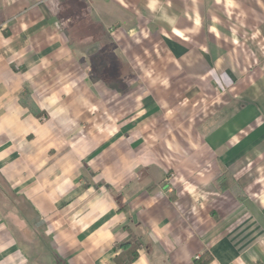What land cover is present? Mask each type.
I'll return each mask as SVG.
<instances>
[{"label": "crops", "instance_id": "0c3cea01", "mask_svg": "<svg viewBox=\"0 0 264 264\" xmlns=\"http://www.w3.org/2000/svg\"><path fill=\"white\" fill-rule=\"evenodd\" d=\"M121 49L185 77L93 85ZM130 234L132 264H264V0H0V264H116Z\"/></svg>", "mask_w": 264, "mask_h": 264}, {"label": "rangeland", "instance_id": "374dc122", "mask_svg": "<svg viewBox=\"0 0 264 264\" xmlns=\"http://www.w3.org/2000/svg\"><path fill=\"white\" fill-rule=\"evenodd\" d=\"M108 44H110V42L106 40V38H104L103 51L107 50V47H109L107 46ZM126 50L128 52L130 51L128 49L120 50L119 52L120 57L117 59V61L112 62V60L110 59H103L104 61L103 64L97 63L96 65L88 66V75L90 76L91 79L94 80L92 82L93 85H95L96 83H101L103 85V89L104 88L108 90L119 89L120 91L127 93L128 82L126 78L124 80H122V78L125 76L127 77L129 75L130 77L132 76L131 79L129 80V84L136 85L137 93L139 94L141 93V96H143L144 90H147V88H149V90L152 89L153 91L158 90L157 92L162 93L163 90L165 91V85H170L174 87L179 79H183V77H185V75L183 74L185 73V68L184 67L179 68L176 66V64L165 63L159 65L158 63L151 65L150 62H147L146 64H137L134 61L132 64L131 63L129 64L128 57L124 53V51L127 52ZM168 75L169 77H167ZM170 76H173V78H171ZM118 79H120V81ZM169 90H176V89L170 87L168 91ZM188 91H191V88L188 85L186 86L185 83V87L183 88V95H187L189 93ZM141 96L140 97L136 96V97L137 99L139 98L141 99ZM161 100L162 102L167 103L169 106L170 105L178 106L180 104H178L179 102L177 100H182V97L176 99V101L173 102L172 104L171 102L173 101V98L170 97V95H166V97H163ZM186 105L189 106L190 103H187ZM195 108H196V112L198 111L202 112L204 110H208L212 108V106H210L208 103L200 101ZM158 149H160V147ZM158 149L155 148V152H157ZM167 179L171 187L175 186L176 176L174 174L169 176ZM229 182L231 185L229 184ZM215 183L218 187H222L224 185H230L233 188H236V186H238L234 178V175L230 174L229 171L224 172V169L222 173L219 175V177H217ZM236 191L237 193L235 195L238 196L239 190ZM7 192L9 193V198L11 200L16 202L18 201V203L22 202V199H18L19 197H16L14 194L10 193L8 187H7Z\"/></svg>", "mask_w": 264, "mask_h": 264}, {"label": "trees", "instance_id": "16d2710c", "mask_svg": "<svg viewBox=\"0 0 264 264\" xmlns=\"http://www.w3.org/2000/svg\"><path fill=\"white\" fill-rule=\"evenodd\" d=\"M125 209V208H124ZM123 209V210H124ZM142 246V240L130 234L129 238L119 243L116 247L117 256L115 258L116 264H132L138 258V251ZM200 257L196 260V264H207L208 261L203 262Z\"/></svg>", "mask_w": 264, "mask_h": 264}]
</instances>
